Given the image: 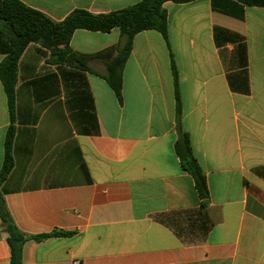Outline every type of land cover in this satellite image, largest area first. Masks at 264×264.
<instances>
[{
    "label": "crops",
    "instance_id": "0c3cea01",
    "mask_svg": "<svg viewBox=\"0 0 264 264\" xmlns=\"http://www.w3.org/2000/svg\"><path fill=\"white\" fill-rule=\"evenodd\" d=\"M55 22L142 0H19ZM167 37L137 34L119 99L107 81L119 28L78 29L88 69L31 43L13 112L0 75V184L23 264H264V8L236 0L166 2ZM0 24V67L12 51ZM186 133L206 176L202 198L175 150ZM11 247L0 217V264Z\"/></svg>",
    "mask_w": 264,
    "mask_h": 264
},
{
    "label": "trees",
    "instance_id": "16d2710c",
    "mask_svg": "<svg viewBox=\"0 0 264 264\" xmlns=\"http://www.w3.org/2000/svg\"><path fill=\"white\" fill-rule=\"evenodd\" d=\"M189 3L195 0H142L127 8L107 14L95 15L86 10H75L62 22H55L45 14L26 6L19 0H0V22L4 23L12 43V51L0 67V75L9 99L11 112L14 109L15 87L17 83L18 62L31 43H38L50 50L54 63L76 64L87 70V61L69 48L74 32L78 29L108 33L114 28L121 30L124 38L123 48L108 66L107 81L116 96L121 98L122 69L131 52L134 37L148 30H156L167 37L166 2ZM248 7L264 8V0H236ZM14 130L11 128L6 138L4 165L0 174V184L6 180L13 168L11 148ZM176 153L182 167L190 173L202 198L209 195L206 176L194 157L186 133H180L175 144ZM2 228L8 233L11 259L8 264H23L22 250L31 239L44 240L49 237L69 236L72 233L54 231L41 236H27L14 224L5 204L0 201Z\"/></svg>",
    "mask_w": 264,
    "mask_h": 264
},
{
    "label": "built area",
    "instance_id": "2783aa9c",
    "mask_svg": "<svg viewBox=\"0 0 264 264\" xmlns=\"http://www.w3.org/2000/svg\"><path fill=\"white\" fill-rule=\"evenodd\" d=\"M75 264H80L79 262H75Z\"/></svg>",
    "mask_w": 264,
    "mask_h": 264
},
{
    "label": "rangeland",
    "instance_id": "374dc122",
    "mask_svg": "<svg viewBox=\"0 0 264 264\" xmlns=\"http://www.w3.org/2000/svg\"><path fill=\"white\" fill-rule=\"evenodd\" d=\"M0 24H3L4 25V23H2V22H0Z\"/></svg>",
    "mask_w": 264,
    "mask_h": 264
}]
</instances>
